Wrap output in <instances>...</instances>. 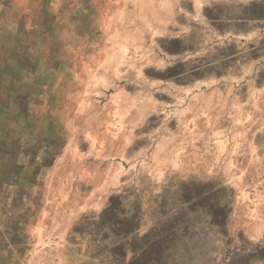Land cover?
I'll use <instances>...</instances> for the list:
<instances>
[{"label": "rangeland", "instance_id": "374dc122", "mask_svg": "<svg viewBox=\"0 0 264 264\" xmlns=\"http://www.w3.org/2000/svg\"><path fill=\"white\" fill-rule=\"evenodd\" d=\"M162 2L0 0V264H70L80 255L68 231L96 259L98 245L117 243L110 227L168 237L182 202L200 207L185 228L189 257L171 237L167 254L197 264L227 225L237 235L234 225L264 219L244 214L264 209V134L248 133L264 128V104L238 103L252 97L213 82L208 63L219 19L262 3L181 0L180 42L156 30L175 10ZM99 198L111 204L96 215L105 240L91 231ZM152 253L163 257L160 246Z\"/></svg>", "mask_w": 264, "mask_h": 264}, {"label": "crops", "instance_id": "0c3cea01", "mask_svg": "<svg viewBox=\"0 0 264 264\" xmlns=\"http://www.w3.org/2000/svg\"><path fill=\"white\" fill-rule=\"evenodd\" d=\"M259 2L262 3L263 6L261 13L251 15L253 13L249 10V5L246 4L242 8H235L232 13L229 12V15L219 19L221 21H226V24H224L225 29L223 32H217L214 40L211 42V57L208 61L211 71L214 73L217 72V76H212L213 82L219 83L221 81H228L229 85L234 89L236 96L252 97L250 102L245 98L241 100L236 99L238 103L243 105H248L249 103L254 104V100H257L259 105L264 104V28L255 26L256 24L264 25V0H259ZM171 3L175 4L174 12L172 13L168 10V12L163 13V23H158L156 30L161 31L162 34H164L163 36L182 42L187 38V34H189L186 26L187 9L182 5L181 0H175L173 2L170 0H163L162 6L163 8L169 9ZM206 6L214 9L217 7L215 1L207 2L204 5L201 3L199 7L200 18H208ZM181 19L183 20L181 21ZM246 93L248 95H245ZM260 113L262 114L264 111H260ZM257 118L264 119V114L256 116V119ZM248 133L250 135H263L264 128H252ZM100 200L99 198L97 204L98 210H95L99 212L93 215L95 220L92 223L93 230L91 231L93 234L102 232L104 240L109 238L110 235L111 238H116L115 241L117 243L113 246H107V244L104 246L98 245L97 254L99 258H88L86 255L87 244L84 239L79 234L68 231L67 241L65 242H67L69 247L75 249V253L80 255L79 259L75 260L74 258L70 260V264H108L106 263L107 258L111 261V264H138L145 253L149 255V258H147L144 263L169 264L170 253H167L171 249L172 242H170V237L173 239L172 248L178 246V248L182 250L179 255L187 258L189 257V254L184 251L185 248H188L189 243L185 228L186 224H189L190 221L194 223L198 221V211H196V209L199 210L200 207L189 209L185 202L179 203L178 207L175 209V213H177L178 216H180L179 219H181L178 222V229L175 227L168 228L164 233L170 235L168 237L164 236L162 239L158 236L156 237L152 229L144 227L143 225H137L125 231L110 227L111 231L107 236V233H104L106 229H104V226L99 225V218H96V215L100 216L111 204L107 202L102 203V200ZM196 205L197 204L194 203L193 206L195 207ZM260 208L261 207H259L258 210H260ZM263 210L257 211L256 207L252 206L250 207V211H245L244 214L264 217ZM133 217L136 219L134 215ZM263 221L264 219H260L258 222L251 220L248 224L243 223L234 225L232 228L236 229L237 235H234V232L231 231V225H227V227H229V229H227V237H224L222 240L216 239L217 249L209 252L210 259L206 261L203 260L208 257L205 256L201 262L196 261L195 263L264 264ZM256 223L259 225L256 226ZM156 246L162 247V259L154 258L153 256L152 251ZM219 246L222 252L220 254ZM165 253L167 254L166 259ZM181 263L182 262L179 264Z\"/></svg>", "mask_w": 264, "mask_h": 264}, {"label": "trees", "instance_id": "16d2710c", "mask_svg": "<svg viewBox=\"0 0 264 264\" xmlns=\"http://www.w3.org/2000/svg\"><path fill=\"white\" fill-rule=\"evenodd\" d=\"M111 226H114V225H111Z\"/></svg>", "mask_w": 264, "mask_h": 264}]
</instances>
